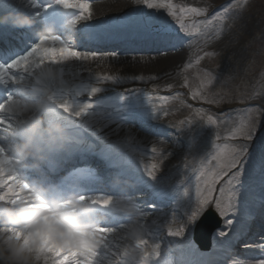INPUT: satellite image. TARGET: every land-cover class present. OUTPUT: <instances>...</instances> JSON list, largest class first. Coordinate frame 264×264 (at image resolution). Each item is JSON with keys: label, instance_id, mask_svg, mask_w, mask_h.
Segmentation results:
<instances>
[{"label": "rangeland", "instance_id": "rangeland-1", "mask_svg": "<svg viewBox=\"0 0 264 264\" xmlns=\"http://www.w3.org/2000/svg\"><path fill=\"white\" fill-rule=\"evenodd\" d=\"M168 1L174 5L172 16L162 10V21L155 23L152 13L157 8H149L144 0H139L140 8H135L130 16L123 17L122 24L133 26L132 28L171 27L176 31L174 37L178 39L174 44H154L141 49L142 54L152 58L160 56L150 63L151 67H159V73L169 72L174 66V60L159 59L177 50L176 41L183 45L194 42L191 50L177 58L179 65L173 67L172 82L154 88L130 87L122 94L110 97L100 113L102 121L123 120L119 126L127 125L136 130H147L149 126L150 129L153 126L154 129L151 130L159 132L155 136L156 143L149 149V157L142 158L130 146L133 133L125 131L127 144L120 146L127 155L122 164L125 163L128 167L135 163L145 168L148 164H154L155 171L164 168L166 171L167 167L174 165L163 179L165 183L169 181L172 188H176L182 207L180 211H172L168 200L164 201V205L160 204L162 207H157L158 214L162 212L164 216H170L173 221L170 227L174 234L169 235V239L157 236L151 247L148 244L150 248L146 249L147 252L141 251L145 264H159L157 257L173 262L178 257L168 260L169 249L175 246L192 247L188 235L195 224L192 221L198 216L193 219L192 213L199 207V203H193L195 188L204 184L207 176L212 178L209 174H215L216 165L220 164L221 159L227 161L222 166L226 169L214 180L213 191L207 203L215 205L214 210L221 219L226 218V211L223 215L220 214L217 201L221 208L231 210L232 205L242 200V191L250 186V182L260 180L264 173V0ZM148 2L153 4L152 0ZM193 10L197 14L192 13ZM108 57L118 58L113 55ZM244 98L245 102L239 101ZM247 103L259 104L263 109L238 107ZM116 124L114 122L113 127ZM0 137L7 136L0 133ZM3 145L4 142L0 141V146ZM104 146L102 144L99 148L96 146L94 150L86 152H95L94 155L97 154L100 160H104L101 156L105 152L101 150ZM174 148L176 155L171 152ZM234 157L239 163L229 168L228 164ZM245 182L247 183L244 185ZM171 193L170 191L169 196H172ZM142 194L140 190L131 189L122 194V198L130 199L137 210H140L141 203L138 200L143 199ZM165 197L166 194L163 199ZM154 208L156 207L152 210ZM150 213L151 211L146 212ZM227 220L229 224L232 219ZM121 224L118 221L99 227L115 232L123 226ZM153 225L150 223L149 229L145 231H150ZM247 228L246 231L243 230L246 235L234 243H241L239 246L242 250L259 242L257 239L260 238L264 225L260 231L256 228L258 235ZM155 232L158 233L159 230ZM223 233H227L226 228ZM141 254L138 255L139 262ZM239 260L241 259L235 256L230 263L224 260L219 264H257L264 261V257H255L246 263Z\"/></svg>", "mask_w": 264, "mask_h": 264}, {"label": "bare ground", "instance_id": "bare-ground-1", "mask_svg": "<svg viewBox=\"0 0 264 264\" xmlns=\"http://www.w3.org/2000/svg\"><path fill=\"white\" fill-rule=\"evenodd\" d=\"M133 1L91 0V18L88 20H80L75 25H73L71 21L76 19L79 13L76 10L66 9L70 10L74 17L66 23L63 27V31L59 33V36L76 50L85 48L86 42L90 40L89 44H91L96 40V37L98 39L101 38L100 40L102 41V44H106V46L98 45L97 49L112 47L113 45L111 44L113 43L111 42V34L109 30L112 26L120 28V19L125 16H130V12L134 11L135 8H140L138 5L139 0ZM183 1L188 2L189 0ZM152 2L156 5L155 8H157L155 12L152 13L153 19L156 20L155 23L162 21V16L160 14V11L162 10L172 16L174 5L169 4L168 0H152ZM52 4L48 5V8H51ZM40 6H42V3L33 4L30 0H0V11L8 16V19H2L0 17V23L3 24L4 27H7L10 22H13L17 23V27L21 28L24 25L20 24L19 21L21 19H30L32 12L36 11ZM48 13L49 11L46 12L44 9L43 15ZM192 13L197 14V11L194 10ZM163 17L165 19V15H163ZM134 27L136 28L130 29L133 31L132 37L136 36L138 38L140 33H137L136 31L143 26ZM103 30L104 35H102ZM177 39L175 37L173 40ZM177 42L178 41H176L175 46L177 50L172 54H166L159 60H174V66L179 65L177 58L185 55L188 50H191L194 42H191L192 44L189 43L188 45H183L182 43ZM174 43L175 41L172 44ZM5 45H8L7 41L5 42ZM118 46L125 51L118 59H104L100 55L96 60L91 61H68L59 65H49L54 68L53 70L58 76L57 85L53 89V98L61 102H67L71 106L73 112L81 109H83L84 112L79 118H76L71 114L63 113L59 109L55 112L41 113V126L47 127L52 122H58L64 128L67 139L63 142L62 147L53 149L47 148L42 143H34L33 151L40 159L38 161H33L31 158L27 160L29 165L35 162L42 167L43 165L48 164L52 158L57 162L61 159L58 170L68 171V174L72 176L73 180L77 174H80L79 176L81 177L89 171L86 163L87 157L84 158L82 154H85L86 151L94 150L96 146L99 148L104 144L105 146L101 148H107L109 153L108 150L106 152L109 156H119L117 161H114L113 164L123 168L122 173H120V175L124 177L120 192L125 193V191L129 189L128 183H130L131 180L137 184V188L144 190V197L139 201L141 203V209L137 210L140 214L139 216L135 213L126 214L115 207L102 208L104 211H107L109 215L112 212L115 213L113 218H118L123 226L119 227L115 232H111L107 237L105 243L98 250L95 264H117V260L120 259H122L123 264H139L137 261L138 258L134 255V252L137 249L144 252L149 248L148 244L151 247L154 239L159 235L161 238L165 237L166 239H169V230L170 233L174 234L172 227H170L173 223L170 216H164L162 212L158 214L159 211L157 207H162L160 204L164 205L165 200L171 202V208L174 210L179 209L178 211H180L182 207L181 202L178 200L176 188H172L170 182L168 181L165 183L163 179L165 175L174 168V165L167 167L166 171L165 168L161 170L164 172L154 170V174H157L154 177H149L147 175L148 170L151 168V165L149 164L146 168L142 165L138 166L135 163L128 167L125 163L120 164V162H124V156L127 155V152L121 147L127 144V139L124 136L125 131H131L133 133L134 138H131L130 146L135 150V153H139V156L142 158L149 157V149L151 145L156 143L157 138H155V136L159 135V132L151 130L154 128L139 131L127 126H119V120L108 122L99 121L97 118V106H106L111 96L120 95L130 87L154 88L172 82L174 66H172L171 70L166 73H159L157 70L159 67L150 66L153 59L157 60L160 56L152 58L146 54H138V49H140L138 43L129 41L125 35ZM127 48H129V50ZM89 53H98V51L94 50ZM17 58L19 57L13 58L10 62H13ZM36 71L37 69L35 67L30 69L29 72H24L23 69H13L10 73L13 79L10 76H7V74L0 77V80H4L5 77H7L3 82H0V93L4 94L5 97L14 96L19 98L21 89H23L25 94H30L31 90L37 88L39 85L36 81ZM157 75L160 76L158 77ZM40 86L42 87V85ZM94 87L99 88V91L93 93L91 90ZM82 99L88 100L86 103L75 102V100L81 101ZM89 105L91 106L89 107ZM0 116L5 120L13 119L4 113H0ZM114 122H117L116 127H113ZM13 127L14 124H0V133L11 137ZM85 136H87V141H84ZM86 142H88V144ZM66 150H68V154L65 153ZM175 150L176 148L171 151L172 155H176ZM94 154L95 152L91 153L90 157L94 156ZM68 156L70 157L69 159ZM226 162L225 159H221L220 164L216 165L217 170L215 174L212 172L209 174L212 178L207 176L204 184L197 185L195 188L196 193L193 203H199L203 197L208 196L209 182L214 181L222 172H224L226 167L223 168L222 166H224ZM99 163L100 164L98 165L101 167L97 166V170L95 167H92L91 170L94 168L96 172L101 171V173L113 176L108 171V169L111 168V164L107 165L106 162L102 160H100ZM95 175L96 173L93 174L94 177H96ZM47 177L48 175L43 173L41 180L46 181ZM127 179H129L128 183H126ZM98 180L102 181L103 178H98ZM261 181H264V177L261 180L251 181L250 186L247 188L248 191H242V200L231 206V210H226L225 216L227 218H220L221 228L216 230L211 237H205L207 240L211 239V247L206 251H209L208 253L201 250L196 252L194 248L189 246H175L168 250V260H171L175 256L178 258L175 259V261L170 262L166 259H160L157 257L159 259V264H219L226 259L229 261L228 257L231 255L230 250H235L236 254L239 255L242 251V247L239 246L241 243L236 245L232 244L239 241L240 237L246 235L243 230L248 226L249 229L253 230L254 235L259 234V232L256 231V228L260 231V226L264 220V210H262L264 207V185L256 189L258 186L257 184ZM246 183L247 182H245L244 185ZM80 184L81 182H79V180L75 181V185ZM84 187L91 189L88 184ZM78 188H82V186H79ZM72 190H75V186L72 187ZM260 190L263 191L260 192ZM170 191L172 192V196H169ZM165 194L166 197L163 199ZM118 196L119 195L116 197L109 194V196L105 197H111L113 201H115L120 199ZM214 206L215 205L213 204H207L204 210L211 209L215 211ZM153 207L156 208L152 210ZM150 211V214H146V212ZM155 212L156 214H153ZM253 215H255L254 218L252 217ZM97 218L98 217H96V219ZM229 218L233 220L228 224L227 219ZM108 219L109 218H106L105 220ZM150 223L155 225H153V228L150 231H145L149 229ZM133 225L141 232V238L146 241V243H141L139 247H137V242L129 235V227ZM158 226L161 227L158 228ZM250 226L252 227L250 228ZM225 228L227 233H223V229ZM156 230H159V232L156 233ZM126 250L128 255L124 256L123 253ZM262 251L264 252V250ZM259 254L262 256V253H256L255 255L258 256ZM238 257H240V255Z\"/></svg>", "mask_w": 264, "mask_h": 264}, {"label": "clouds", "instance_id": "clouds-1", "mask_svg": "<svg viewBox=\"0 0 264 264\" xmlns=\"http://www.w3.org/2000/svg\"><path fill=\"white\" fill-rule=\"evenodd\" d=\"M19 23L27 25L29 21L21 19ZM46 36H40L24 55L23 68L19 65L16 68L29 72L35 67L36 81L42 87L33 88L30 94L21 89L19 98L8 96L0 102V113L13 118L5 120L0 116V124H14L11 137H0L4 142L0 146V264H95L98 250L113 230L93 222L94 207H115L126 214L139 216L136 205L130 199L113 201L111 197L104 196L50 199L45 191L23 182L17 174L18 167H37L35 162L24 164L30 158L33 161L40 159L33 151L34 143L53 149L62 147L67 139L58 122L42 127L41 113L59 109L80 117L67 102L53 98L58 76L49 65L62 62L55 57L54 49L51 50L52 58L37 51L41 37ZM8 71L0 69V77ZM156 174L149 176L147 173L149 177ZM98 199L110 203H93ZM129 235L137 242V247L146 243L134 225L129 227ZM123 255H128L127 250ZM117 264H123L122 259L117 260ZM140 264H145L142 254Z\"/></svg>", "mask_w": 264, "mask_h": 264}, {"label": "snow or ice", "instance_id": "snow-or-ice-1", "mask_svg": "<svg viewBox=\"0 0 264 264\" xmlns=\"http://www.w3.org/2000/svg\"><path fill=\"white\" fill-rule=\"evenodd\" d=\"M145 4L149 8H155L156 5L149 3L148 0H144ZM56 3L61 6L64 9H70V10H76L79 15L76 19L72 20L71 23L75 25L80 20H88L91 18L92 15V3L91 0H56ZM194 11V10H193ZM48 49V52H45L44 50ZM55 50V57L59 62L65 63L68 61H91L96 60L100 54L99 53H88V52H80L77 51L74 47H71L68 43L65 42L64 39H62L60 36L57 35H47L46 37H41V43L37 48L38 52H41L42 54L46 55L49 58H52V51ZM114 56V54H112ZM25 56L19 57L15 59L13 62L7 65H0V69H6L9 70L7 72V76H10L11 70L16 69L17 65H19L21 68L24 66L25 62ZM12 78V77H11ZM7 79V77H5ZM4 79V80H5ZM13 79V78H12ZM4 80H0V82H3ZM93 93H96L99 91V88H92L91 90ZM91 105H89L90 107ZM67 110V109H66ZM84 112L83 109L76 111V116H81ZM209 121L211 122V118H209ZM250 135V134H248ZM248 138V136H246ZM155 151V149H154ZM239 161L235 157L229 162L228 167L231 168L238 164ZM156 168V165H152L151 168L148 170V175L153 176L154 175V169ZM215 183V181L209 182L208 187V196L203 197L199 201V207L193 211L192 218L194 219L198 213L203 209V207L209 202V199L211 197V193L213 191L212 185ZM93 203H101L106 204L110 203L109 201H105L102 199L94 200ZM217 208L220 209V214L223 215L224 212L227 210L226 208H221L219 201H217ZM170 235H173V233H169ZM175 235H179V233H175ZM159 253H157L158 255ZM257 264H264V261H259Z\"/></svg>", "mask_w": 264, "mask_h": 264}, {"label": "water", "instance_id": "water-1", "mask_svg": "<svg viewBox=\"0 0 264 264\" xmlns=\"http://www.w3.org/2000/svg\"><path fill=\"white\" fill-rule=\"evenodd\" d=\"M167 31L171 32V30H167ZM203 218L210 219L209 223H217V222H218V218H217V216H216L212 211H207V212H205ZM203 220H204V219L200 220V221H199V224H197L196 229H195V233H196V231H197L199 228L201 229V228L203 227V225H202ZM214 228H215V227H210V229L208 230L206 236H208L209 233L211 232V229L213 230ZM206 247H207V246H206ZM206 247H205V248H206Z\"/></svg>", "mask_w": 264, "mask_h": 264}]
</instances>
